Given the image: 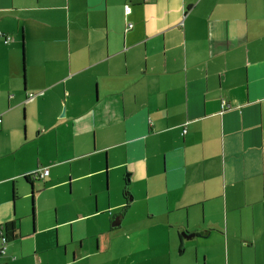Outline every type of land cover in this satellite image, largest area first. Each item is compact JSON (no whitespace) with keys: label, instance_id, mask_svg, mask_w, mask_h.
I'll use <instances>...</instances> for the list:
<instances>
[{"label":"crops","instance_id":"1","mask_svg":"<svg viewBox=\"0 0 264 264\" xmlns=\"http://www.w3.org/2000/svg\"><path fill=\"white\" fill-rule=\"evenodd\" d=\"M254 2L0 0V264H264Z\"/></svg>","mask_w":264,"mask_h":264},{"label":"built area","instance_id":"2","mask_svg":"<svg viewBox=\"0 0 264 264\" xmlns=\"http://www.w3.org/2000/svg\"><path fill=\"white\" fill-rule=\"evenodd\" d=\"M148 1V0H146ZM132 13V7L131 6H126V14L127 16L130 15ZM133 25L129 24L128 25V30L132 29ZM0 37H2L3 39V43L5 45H10L14 39L11 36L8 35H4V34H0ZM35 99V95L31 94L30 95V100H34ZM2 119H0V124L2 123ZM34 179L36 180H44L47 177H49L50 175V171L49 170H45V171H37L34 174H32ZM10 240L8 238V236L5 234L4 228H0V256L6 254L7 251V246L9 245Z\"/></svg>","mask_w":264,"mask_h":264},{"label":"rangeland","instance_id":"3","mask_svg":"<svg viewBox=\"0 0 264 264\" xmlns=\"http://www.w3.org/2000/svg\"><path fill=\"white\" fill-rule=\"evenodd\" d=\"M252 1V0H251ZM227 0H223V3H226ZM254 4H257L260 10V16H264V0H255ZM263 19V17H262Z\"/></svg>","mask_w":264,"mask_h":264},{"label":"water","instance_id":"4","mask_svg":"<svg viewBox=\"0 0 264 264\" xmlns=\"http://www.w3.org/2000/svg\"><path fill=\"white\" fill-rule=\"evenodd\" d=\"M65 116H66V109H64V112L62 114V118H65ZM32 195L33 196L35 195V189H34L33 186H32ZM183 237L186 238V239H191V238H193L195 236H193V235L191 236V235H188V234H183Z\"/></svg>","mask_w":264,"mask_h":264},{"label":"trees","instance_id":"5","mask_svg":"<svg viewBox=\"0 0 264 264\" xmlns=\"http://www.w3.org/2000/svg\"><path fill=\"white\" fill-rule=\"evenodd\" d=\"M8 36H9V35H8ZM3 44H4V43H3ZM4 45H5V44H4ZM5 46H8V45H5ZM30 95H31V94H30ZM30 95H29V97H28V101H31V100H30ZM33 95H35V94H33ZM36 97H37V95H35V99H36ZM35 99H34V100H35ZM34 100H32V101H34ZM0 119H2V118L0 117ZM2 121H3V119H2ZM2 124H3V122L0 124V126H1ZM39 171H41V170H39ZM32 177H33V175H29V176H28L29 179L32 178Z\"/></svg>","mask_w":264,"mask_h":264}]
</instances>
